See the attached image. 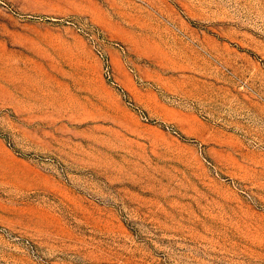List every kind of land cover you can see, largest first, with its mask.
<instances>
[{
	"label": "rangeland",
	"instance_id": "1",
	"mask_svg": "<svg viewBox=\"0 0 264 264\" xmlns=\"http://www.w3.org/2000/svg\"><path fill=\"white\" fill-rule=\"evenodd\" d=\"M0 264H264V0H0Z\"/></svg>",
	"mask_w": 264,
	"mask_h": 264
}]
</instances>
